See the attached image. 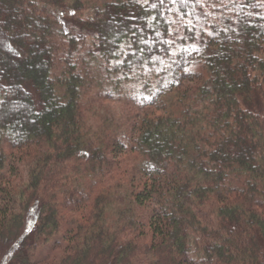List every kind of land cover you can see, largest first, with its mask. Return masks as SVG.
Wrapping results in <instances>:
<instances>
[{"label": "trees", "instance_id": "16d2710c", "mask_svg": "<svg viewBox=\"0 0 264 264\" xmlns=\"http://www.w3.org/2000/svg\"><path fill=\"white\" fill-rule=\"evenodd\" d=\"M0 264H264V0H0Z\"/></svg>", "mask_w": 264, "mask_h": 264}, {"label": "rangeland", "instance_id": "374dc122", "mask_svg": "<svg viewBox=\"0 0 264 264\" xmlns=\"http://www.w3.org/2000/svg\"><path fill=\"white\" fill-rule=\"evenodd\" d=\"M117 105H119V104H117ZM120 106H122V107H123V108H125V109H126V108H129V109L138 110L136 107H134V106H131V105H130V106H128V107H126V106H124V105H120ZM120 106H117V108H118V109H120ZM134 110H133V111H134ZM138 111H139V110H138Z\"/></svg>", "mask_w": 264, "mask_h": 264}]
</instances>
